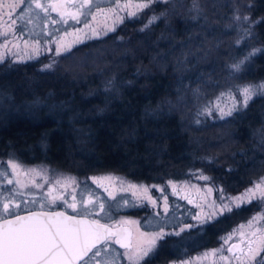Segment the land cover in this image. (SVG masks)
Returning a JSON list of instances; mask_svg holds the SVG:
<instances>
[{
    "label": "trees",
    "instance_id": "trees-1",
    "mask_svg": "<svg viewBox=\"0 0 264 264\" xmlns=\"http://www.w3.org/2000/svg\"><path fill=\"white\" fill-rule=\"evenodd\" d=\"M154 13L153 23L128 20L76 46L53 70L39 60L15 65V84L34 86L30 98L40 104L0 119V153L47 161L83 178L109 171L165 183L202 172L232 194L263 176L264 95L202 123L196 111L228 82L264 81V0H168ZM242 25L261 50L231 71ZM258 209L253 201L198 233L168 235L144 264L216 245Z\"/></svg>",
    "mask_w": 264,
    "mask_h": 264
},
{
    "label": "rangeland",
    "instance_id": "rangeland-1",
    "mask_svg": "<svg viewBox=\"0 0 264 264\" xmlns=\"http://www.w3.org/2000/svg\"><path fill=\"white\" fill-rule=\"evenodd\" d=\"M59 1H66L68 13L65 9L57 11ZM166 1L154 0L144 8L140 5L147 0H39L41 7H37L34 0H0V67H8L0 72V119H11L21 109H31L40 104V101L30 98L34 86L15 84L19 80L13 68L15 65L39 60L43 63L42 69L53 70L58 57L80 44L106 36L128 20L153 23L158 18L154 8ZM239 31L237 44L241 46L240 55L230 63L231 71H237L232 66L244 61L240 64L241 69L253 55L246 60L245 57H249L254 49L261 50L250 45L249 27L242 25ZM45 65H51V68H45ZM20 80L28 79L22 77ZM261 83L264 81L228 82L229 86L200 104L196 111L197 122L202 123L206 118H222L229 110H239L241 107L237 101L242 99L239 89ZM202 176L208 177L202 172H194L183 179L152 183L107 171L83 178L47 161L22 159L15 153L1 152L0 212L4 211L5 204L8 211L34 205L63 207L97 214L105 220L126 223L133 228L131 248L122 249L115 243H109L100 248V255L89 264H137L140 248L147 247V241L156 233L163 232L165 235L156 240L149 255L139 261V264H144L168 235L198 233L210 221L229 212L220 211L222 204H229L234 209L237 205L256 201L259 205L257 212L225 230L216 245L200 246L193 253L184 250L164 263L255 264V259L264 257V175L234 194ZM257 184L261 185L260 189L255 187ZM249 189L253 192L249 193ZM237 241L244 245L239 255L229 250L230 244ZM257 251L259 254L251 259Z\"/></svg>",
    "mask_w": 264,
    "mask_h": 264
},
{
    "label": "snow or ice",
    "instance_id": "snow-or-ice-1",
    "mask_svg": "<svg viewBox=\"0 0 264 264\" xmlns=\"http://www.w3.org/2000/svg\"><path fill=\"white\" fill-rule=\"evenodd\" d=\"M34 2L37 7H41L39 0H34ZM153 2L154 0H147V3L140 5V7H149ZM152 19L155 20L156 17ZM256 51L260 50L254 49L249 57H245V60L254 55ZM243 62L240 61L232 67L239 71L240 64ZM45 68H51V65H45ZM239 93L242 99L237 103L241 108L247 107L253 96L264 95V83L245 86L239 89ZM209 114H211L210 111ZM231 114L232 110L225 113V115ZM9 163L16 167L11 161ZM202 178L209 179V177L203 176ZM255 187L260 189L261 185L257 184ZM248 192L252 193L253 190L249 189ZM262 198H264V191H262ZM100 207L103 209V205ZM3 210L8 212L7 204L3 206ZM220 211H232V207L225 203L220 206ZM4 223L7 227L0 228V264H73L75 260H84V257L88 256V253L92 252V249L96 248L97 243L102 239L99 233L83 221L76 220L75 217H65L64 220L41 221L16 216L14 220H5ZM186 227H194V225H186ZM164 235L163 232L156 233L152 239L146 242L147 247L140 248L139 255L136 257L137 264L149 255L156 240L163 238ZM103 239L106 242L107 237ZM121 246L124 247L125 245L122 244ZM100 252L101 250L97 248L88 260H84V264H89V261L99 256ZM258 254V251L254 252L251 259H255ZM255 264H264V257L255 259Z\"/></svg>",
    "mask_w": 264,
    "mask_h": 264
},
{
    "label": "water",
    "instance_id": "water-1",
    "mask_svg": "<svg viewBox=\"0 0 264 264\" xmlns=\"http://www.w3.org/2000/svg\"><path fill=\"white\" fill-rule=\"evenodd\" d=\"M57 214H63L61 216H58ZM20 217L25 218H33V219H39L41 221L46 220H64L65 217H75L78 221H83L86 225L91 227L95 232L99 233L102 237L101 241L97 243L96 246L100 245L102 242H104V237L114 236L116 238V244L121 248L129 249L132 247V237H133V228L130 225H119L116 227H112L108 223L105 222H99L89 216L85 215H72L68 214L67 211L59 209V210H34L29 213L20 215ZM15 218L11 219L14 220ZM98 222V223H94ZM7 227L6 224H0V228ZM119 241V242H117ZM125 245L122 247L121 245ZM243 242L237 241L232 242L229 246V250L232 253H235L236 255H239L243 252ZM94 249H92L93 251ZM91 252L88 253V256ZM87 257V256H86ZM84 257V259L86 258ZM82 260H75L73 264H79Z\"/></svg>",
    "mask_w": 264,
    "mask_h": 264
},
{
    "label": "flooded vegetation",
    "instance_id": "flooded-vegetation-1",
    "mask_svg": "<svg viewBox=\"0 0 264 264\" xmlns=\"http://www.w3.org/2000/svg\"><path fill=\"white\" fill-rule=\"evenodd\" d=\"M66 1H59V4L56 5V9L57 11H59V9H65V12L68 13V9L66 8ZM63 6V8H62ZM65 210L68 212V214H72V215H85V216H89L99 222H105L108 223L109 225H111L112 227H116L119 225H127L126 223H122V222H117V221H112V220H105L104 218H100L97 214H86V213H80L77 211H73V210H69V209H64L63 207H54V206H39V205H34V206H28L26 208H22V209H16V210H10L8 212H0V224H5L4 221L5 220H11L13 218H15L16 216H20L26 213H29L31 211L34 210ZM109 243H115L116 244V238L114 236H109L105 242H102L100 245L96 246V248H94V250L92 252H95L96 249H100L104 246H106ZM118 246V245H117ZM119 247V246H118ZM121 248V247H120ZM122 249H126V248H122ZM92 252L89 254V256H87L84 260L89 259V257H91ZM84 260H82L79 264H83Z\"/></svg>",
    "mask_w": 264,
    "mask_h": 264
},
{
    "label": "bare ground",
    "instance_id": "bare-ground-1",
    "mask_svg": "<svg viewBox=\"0 0 264 264\" xmlns=\"http://www.w3.org/2000/svg\"><path fill=\"white\" fill-rule=\"evenodd\" d=\"M133 238V237H132ZM132 241H133V239H132Z\"/></svg>",
    "mask_w": 264,
    "mask_h": 264
}]
</instances>
